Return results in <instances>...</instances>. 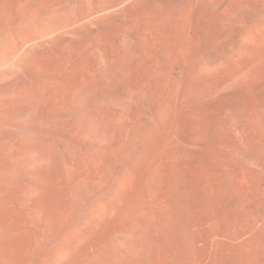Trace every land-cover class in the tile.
Instances as JSON below:
<instances>
[{
	"label": "rangeland",
	"instance_id": "obj_1",
	"mask_svg": "<svg viewBox=\"0 0 264 264\" xmlns=\"http://www.w3.org/2000/svg\"><path fill=\"white\" fill-rule=\"evenodd\" d=\"M259 1L0 0V264H264Z\"/></svg>",
	"mask_w": 264,
	"mask_h": 264
},
{
	"label": "bare ground",
	"instance_id": "obj_2",
	"mask_svg": "<svg viewBox=\"0 0 264 264\" xmlns=\"http://www.w3.org/2000/svg\"><path fill=\"white\" fill-rule=\"evenodd\" d=\"M258 1H259V0H258ZM238 2H239V1H238ZM244 2H245V1H244ZM259 2H261V6H263V5H262V0H260ZM259 2H258V3H259ZM229 3H231V2H229ZM229 3H228V4H229ZM259 4H260V3H259ZM263 4H264V3H263ZM197 5H198V4H197ZM235 5H236V4H235ZM198 6H199V5H198ZM222 6H223V5H222ZM251 6H252V5H251ZM254 6H255V5H254ZM254 6H253V7H254ZM258 6H259V5H257V8H258ZM239 7H241V6H239ZM259 7H260V6H259ZM227 8H228V7H227ZM227 8H225V9H227ZM230 8H231V7H230ZM241 8H243V6H242ZM244 8H245V7H244ZM262 8H264V6H263ZM95 9H96V8H95ZM255 9H256V7H255ZM258 9H259V8H258ZM260 9H261V7H260ZM221 10H222V9H221ZM232 10L234 11V9H232ZM253 10H254V9H253ZM242 11H243V9H242ZM92 12H93V11H92ZM95 12H96V11H95ZM225 12H226V10H225ZM236 13H237V12H236ZM239 13H240V12H239ZM231 14H232V13H231ZM226 15H227V14H226ZM237 15H238V14H237ZM89 16H90V15H89ZM222 16H223V15H222ZM234 16H235V15H234ZM234 16H233V17H234ZM225 17H226V16H225ZM242 17H243V16H242ZM261 18H262V19L264 18V14H263V17H261ZM202 19H203V18H202ZM229 19H230V18H229ZM232 19H233V18H232ZM240 19H241V18H240ZM200 21H201V20H200ZM215 21H216V20H215ZM229 21H230V20H229ZM261 21H262V20H261ZM261 21H260V23H261ZM263 21H264V20H263ZM216 22H217V21H216ZM216 22H215V23H216ZM220 22H221V21H220ZM226 22H227V21H226ZM233 22H234V21L232 20V24H233ZM222 23H223V21H222ZM230 23H231V22H230ZM230 23H229V24H230ZM225 24H226V23H225ZM225 24L223 23V25H225ZM227 24H228V23H227ZM200 25H201V24H200ZM230 25H231V24H230ZM261 25H262V24H261ZM263 26H264V22H263ZM201 27H202V26H201ZM206 27H207V26H206ZM210 27H212V26H210ZM224 27H225V26H224ZM224 27H223V28H224ZM226 27H227V26H226ZM257 27H258V26H257ZM261 27H262V26H261ZM231 28H232V26H231ZM262 28H263V27H262ZM262 28H261V29H262ZM202 29H203V28H202ZM251 29H252V28H251ZM254 29H256V27H255ZM204 30H205V28H204ZM215 30H216V28H215ZM259 30H260V24H259ZM254 31H255V30H254ZM260 31H262V30H260ZM260 31H259V32H260ZM204 32H205V31H204ZM208 32H211V31L208 30ZM262 32H263V33H261V35L263 34L262 37H261L260 34H258V35H260L259 38L261 37L260 42H261V43L263 42L262 46H261L259 49L261 50V54L263 55V58H264V28H263V31H262ZM208 34H209V33H208ZM208 36H209V35H208ZM208 36H206V37H208ZM125 37H126V36H125ZM211 37H212V36H211ZM211 37H210V39H211ZM127 38H128V37H127ZM256 38H257V37H256ZM259 38H258V40H259ZM214 40H215V39H214ZM258 40H257V42H258ZM208 41H209V40H208ZM216 42H217V41H216ZM258 43H259V42H258ZM261 43H259V44H257V45L259 46ZM124 93H125V92H124ZM118 95H119V96H122V95H120V93H119ZM116 102H117V101H116ZM116 102H115V103H116ZM119 102H120V101H119ZM126 116H127V115H126ZM126 116H125V117H126ZM250 132H251V131H250ZM244 137H245V136H244ZM260 137H261V136H260ZM257 138H258V137H257ZM245 142H246V141H245ZM262 143H263V142H262ZM249 148H250V146H249ZM256 149H257V148H256ZM241 150H242V149H241ZM258 150H260V151H258V152L261 153V152L263 151V148H262V149H259V148H258ZM245 151H246V150H245ZM245 151H244V152H245ZM256 151H257V150H256ZM258 152H257V153H258ZM255 153H256V152H255ZM252 154H254V153L251 152V155H252ZM251 155H250V157H253V156H251ZM256 155H257V154H256ZM258 155H259V156H258ZM258 155H257V157H259V158H258V161H259V160H260V156H261V158H262V154H258ZM263 155H264V152H263ZM250 157H249V158H250ZM255 157H256V156H255ZM263 157H264V156H263ZM249 158H248V161H250V159H251V161L253 160L252 158H250V159H249ZM256 161H257V160H256ZM260 162H261V161H260ZM260 162H259V163H260ZM263 163H264V162H263ZM71 168H72V167H71ZM258 168H259V167H258ZM259 169H260V168H259ZM69 177H70V176H69ZM77 178H78V177H77ZM79 179H80V178H79ZM83 179H84V178H83ZM84 180H85V179H84ZM78 181H79V180H78ZM207 184H208V183H207ZM83 195H84V194H83ZM259 200H260V199H259ZM80 203H81V202H80ZM259 205H260V204H259ZM258 207H259V206H258ZM262 221H263V220H262ZM218 232H219V231H218ZM47 233H48V232H47ZM40 236H41V235H40ZM213 241H214V240H213ZM68 246H69V245H68ZM63 253H64V252H63ZM68 254H69V253H68ZM66 255H67V254H66ZM53 259H54V258H53ZM63 259H64V258H63ZM57 260H58V259H57Z\"/></svg>",
	"mask_w": 264,
	"mask_h": 264
}]
</instances>
